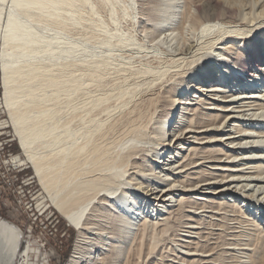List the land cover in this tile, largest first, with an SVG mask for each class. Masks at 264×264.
<instances>
[{
	"label": "bare ground",
	"instance_id": "obj_1",
	"mask_svg": "<svg viewBox=\"0 0 264 264\" xmlns=\"http://www.w3.org/2000/svg\"><path fill=\"white\" fill-rule=\"evenodd\" d=\"M0 70L66 264H264V0H0Z\"/></svg>",
	"mask_w": 264,
	"mask_h": 264
},
{
	"label": "rangeland",
	"instance_id": "obj_2",
	"mask_svg": "<svg viewBox=\"0 0 264 264\" xmlns=\"http://www.w3.org/2000/svg\"><path fill=\"white\" fill-rule=\"evenodd\" d=\"M1 76L2 74L0 70V96H2ZM12 134L14 137L13 151L15 153H20L22 155V151L17 143V139L15 137L13 128H12ZM23 174L33 177L34 186L40 193L41 195L40 197L42 201L43 202L45 201L46 203L45 207H47L48 209L46 213L43 215L42 220L45 223L47 222V224L40 223V220L38 219L36 220V223L33 224L31 222L32 217L30 216V214L23 212V211L21 212L15 211V208H13V204L10 203L9 200L5 199L6 196L2 192L0 193V217L18 226L26 236L30 237L31 240H35L39 246L43 245L42 247L46 250V252H49L51 254V256L48 257L49 264H66L72 252L74 240L76 237V231L74 228H72L68 224V222L62 217V215L46 201V199L44 200L46 195L44 191L42 190L41 185L38 181V178L34 174L29 163H28V168L24 170ZM52 213L53 215H51ZM48 217L50 218L47 219ZM51 220L53 221V224L50 223ZM30 226H32V231L28 232V229L30 228ZM166 234L167 233H165L164 236L161 237L162 242L160 243L158 241L157 247L155 248V252L157 254L156 258L163 255L161 253H164L166 251L165 247L163 248L165 244L167 245L166 243L167 235ZM164 255L167 256V253L166 254L164 253ZM128 259H129V255H128ZM123 262L124 264H128V261L124 260L122 261V264ZM20 263H21V260H15L14 262V264H20ZM137 263L138 264H153V260L150 259L149 261V258H148L145 261L144 257L141 256V258L139 259Z\"/></svg>",
	"mask_w": 264,
	"mask_h": 264
},
{
	"label": "built area",
	"instance_id": "obj_3",
	"mask_svg": "<svg viewBox=\"0 0 264 264\" xmlns=\"http://www.w3.org/2000/svg\"><path fill=\"white\" fill-rule=\"evenodd\" d=\"M13 143L12 127L0 96V193L5 194V199L13 204L15 211L29 213L33 224L37 219L40 223L47 224L42 217L48 208L44 206L41 195L34 186L33 177L23 174L28 163L19 161L22 155L13 151ZM50 223L53 224V221ZM30 231L32 226L28 229Z\"/></svg>",
	"mask_w": 264,
	"mask_h": 264
}]
</instances>
